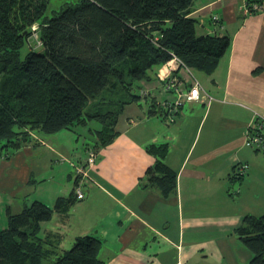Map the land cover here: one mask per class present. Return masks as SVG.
<instances>
[{
  "label": "crops",
  "instance_id": "crops-1",
  "mask_svg": "<svg viewBox=\"0 0 264 264\" xmlns=\"http://www.w3.org/2000/svg\"><path fill=\"white\" fill-rule=\"evenodd\" d=\"M245 3L193 0L189 16L197 20L196 34L228 36V49L210 75L175 69L171 62V68H158L152 80L138 81V99L123 107L115 125L117 136L110 144L97 147L98 123L62 130L47 136L48 141L30 133L28 146L45 145L59 162L65 158L62 151L71 146L70 135L83 138L85 151L96 153L82 182L83 199L76 200L66 214L54 211L49 221L40 224L41 235L58 241L56 251L64 252L75 238L89 235L100 243L97 256L103 264L224 260L222 239L233 234L245 216H254L250 212L259 204L252 187L253 154L245 138L256 115L264 116V1L254 14L244 11ZM213 17L218 23L212 22ZM170 79H174L173 87L166 90L164 84ZM193 79L200 86L201 98L185 102L172 123L158 114L147 115L153 103H171L178 92L186 93ZM205 94L212 101L203 99ZM86 139L94 141L91 146ZM151 145L166 146L163 162L176 173L175 192L168 196L144 187L145 172L155 161L146 152ZM28 146L24 147L27 151ZM74 165L69 163L75 170ZM243 166L246 172H238ZM234 175L241 178L234 179ZM75 183L74 174L72 187L67 185L51 205L36 201L52 207L74 192ZM228 183L244 187L239 191L238 200L242 195L244 199L238 211L226 205ZM3 221L1 230L7 226ZM54 223L57 226L51 227ZM199 254L203 256L198 258Z\"/></svg>",
  "mask_w": 264,
  "mask_h": 264
},
{
  "label": "trees",
  "instance_id": "trees-1",
  "mask_svg": "<svg viewBox=\"0 0 264 264\" xmlns=\"http://www.w3.org/2000/svg\"><path fill=\"white\" fill-rule=\"evenodd\" d=\"M49 1L0 0L3 149L28 146L32 132L55 134L93 122L101 127L97 147L106 146L117 136L123 107L138 99V81L155 78L173 57L210 75L230 44L225 35L196 34L197 20L189 16L193 0H77L47 17ZM263 1L246 4L261 7ZM34 33L39 47L30 44ZM26 43L29 50L21 59ZM164 113L155 103L147 111L162 118ZM146 152L155 161L145 172L144 187L163 196L174 193L176 173L163 162L166 146L151 145ZM76 200L74 191L52 207L34 200L17 214L8 213L0 230V264H103L92 236L75 238L60 253L58 241L41 235L40 224L54 211L66 214ZM234 233L251 255L248 264H264V213L245 216Z\"/></svg>",
  "mask_w": 264,
  "mask_h": 264
},
{
  "label": "rangeland",
  "instance_id": "rangeland-1",
  "mask_svg": "<svg viewBox=\"0 0 264 264\" xmlns=\"http://www.w3.org/2000/svg\"><path fill=\"white\" fill-rule=\"evenodd\" d=\"M76 2L77 0H50L45 16L51 17L54 13L63 9L66 4L73 5ZM33 28H37V25H34ZM34 43V40L31 38L30 44L35 45ZM28 50L29 45L26 43L20 51L21 59L25 58ZM35 51L39 52L40 48ZM89 126H97V124L93 122ZM36 133H39L45 139L47 136L52 135L43 132ZM260 135L261 143L258 145L254 144L249 148L253 154L251 162L252 187L256 192L255 195L259 203L250 212L252 215L254 214V217H258L264 213V126L260 129ZM70 136L71 141H67H69V145L71 146L66 148V152L62 151L65 157L62 162H59L58 160L60 159L45 145L28 146L29 149L27 151L24 147H8L3 149L0 143V230L4 227V224H2L4 222L3 219L7 223L8 213L15 214L22 207L23 203L39 199L51 205L56 196L63 195L59 193H64L67 185L70 188L72 187L75 170L69 167V163L75 164L74 167L84 165L88 158V151L84 149L83 138L78 137L76 139L74 135ZM46 141L48 140L46 139ZM85 141L89 146L94 142L91 139H86ZM256 148H258V151H255ZM244 171L246 172V170ZM69 175L70 177H68ZM79 187L84 192L85 186L82 183H80ZM70 188H68V192ZM240 188L244 187H241L239 183H228L226 191V205L235 211H238L240 205H243L239 204L244 199L243 195L238 200ZM54 226H57V224L51 225V227ZM222 240L225 241L224 260L221 257H212L207 259L206 263H203L201 262L204 260L202 258L200 261L195 259L193 264H248L247 259L250 253L237 240L234 233L224 236ZM69 245L65 247V250L68 251L71 248ZM202 256V254H199L198 258Z\"/></svg>",
  "mask_w": 264,
  "mask_h": 264
},
{
  "label": "built area",
  "instance_id": "built-area-1",
  "mask_svg": "<svg viewBox=\"0 0 264 264\" xmlns=\"http://www.w3.org/2000/svg\"><path fill=\"white\" fill-rule=\"evenodd\" d=\"M259 10H260L259 5L253 4L252 7H249L245 3L244 11L247 14H250L251 11H259ZM212 22L218 23V18L213 17ZM32 39L35 42L34 47H39L40 41L38 40V36L36 33H34ZM171 62L175 64V66H176L175 69H182V70L186 71L187 73L190 72V69L187 68L186 66L182 65L180 63V61L175 57H173L165 65L168 68H171L172 67ZM173 82H174V79L168 80L164 84L165 89L168 90L171 87H173ZM178 93H179L178 97L174 102L160 103V107L163 110H165V113L163 115V119L168 124L172 123L175 120V117L178 114L179 109L181 108V106H183V104L185 102H192V101L200 100V98H201L200 86H199L198 82L195 81L194 79H193L192 86L189 88V90L186 93H180V92H178ZM203 99H205L207 102L212 101V98L207 96L206 94L203 95ZM263 126H264V116L256 115L255 121L249 126L248 131L246 133L245 144L247 147H252L254 144L258 145L261 143L260 129ZM87 153H88V158H87L85 164L82 166L74 167L75 168V179H76V185H75L74 191H75V196L78 200H82L84 197V193L80 190V187L78 188V186L86 178L88 169L94 165L95 159H96V153L93 150L89 149ZM243 171H244V166L240 167L238 169V172L243 173Z\"/></svg>",
  "mask_w": 264,
  "mask_h": 264
}]
</instances>
